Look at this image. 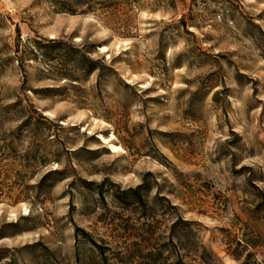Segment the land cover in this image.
Masks as SVG:
<instances>
[{
  "label": "rangeland",
  "instance_id": "rangeland-1",
  "mask_svg": "<svg viewBox=\"0 0 264 264\" xmlns=\"http://www.w3.org/2000/svg\"><path fill=\"white\" fill-rule=\"evenodd\" d=\"M113 1L0 0V264H93L74 225L119 236L141 215L135 187L177 205L223 264L236 237L264 264V0ZM51 38L94 70H68L69 47L48 61Z\"/></svg>",
  "mask_w": 264,
  "mask_h": 264
},
{
  "label": "trees",
  "instance_id": "trees-1",
  "mask_svg": "<svg viewBox=\"0 0 264 264\" xmlns=\"http://www.w3.org/2000/svg\"><path fill=\"white\" fill-rule=\"evenodd\" d=\"M62 11L75 12L90 11L93 6L108 7L113 0H49ZM98 7V8H99ZM120 26L117 28L119 29ZM123 34L124 31H122ZM62 43L63 46H59ZM41 44L44 57L51 61L60 58L66 52V47L71 48V52H66V59L69 62V69L77 67L87 72L94 70L95 60L88 57L86 52L80 48L69 46L65 41L54 38L46 39ZM63 48H58V47ZM15 51H18L16 48ZM30 52L35 54L31 48ZM84 62V66L78 65ZM255 196L257 203L253 208V218L264 220V193L257 190ZM123 192H126L123 191ZM130 196L136 201L137 208L141 212L138 218L126 219L116 230H121L122 234L110 240L99 238L94 239L91 234L74 225V235L84 238L91 247L89 248V258L93 259V264H223L217 256L202 241L197 229V223L184 218L178 212L177 205L171 203L164 196L156 198L155 202L148 204L144 201L138 188L129 191ZM258 194V195H257ZM121 195H118L120 198ZM123 198V197H122ZM124 207L126 205H123ZM230 254L238 264H261L254 260L253 252L249 248L257 246V239L250 237H236L230 239ZM44 248L48 250L45 245ZM1 251V249H0ZM77 261L80 259L79 252L76 253Z\"/></svg>",
  "mask_w": 264,
  "mask_h": 264
},
{
  "label": "bare ground",
  "instance_id": "bare-ground-1",
  "mask_svg": "<svg viewBox=\"0 0 264 264\" xmlns=\"http://www.w3.org/2000/svg\"><path fill=\"white\" fill-rule=\"evenodd\" d=\"M101 50H106L107 49V46L106 45H101ZM99 137H101L103 139V141H105L106 143H108V147L110 148V150L112 152H117L119 150H121V146L120 145H117V144H114L111 142V139L110 137H103L101 134H97Z\"/></svg>",
  "mask_w": 264,
  "mask_h": 264
}]
</instances>
